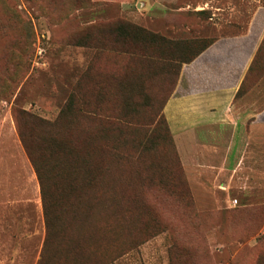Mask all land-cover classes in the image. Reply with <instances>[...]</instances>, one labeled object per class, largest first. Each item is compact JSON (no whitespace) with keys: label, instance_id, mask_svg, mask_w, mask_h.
I'll return each instance as SVG.
<instances>
[{"label":"rangeland","instance_id":"rangeland-1","mask_svg":"<svg viewBox=\"0 0 264 264\" xmlns=\"http://www.w3.org/2000/svg\"><path fill=\"white\" fill-rule=\"evenodd\" d=\"M261 7L0 0V264H264V144L252 177L195 195L160 117L180 60Z\"/></svg>","mask_w":264,"mask_h":264},{"label":"crops","instance_id":"crops-1","mask_svg":"<svg viewBox=\"0 0 264 264\" xmlns=\"http://www.w3.org/2000/svg\"><path fill=\"white\" fill-rule=\"evenodd\" d=\"M263 41L261 7L245 30L215 37L197 57L183 63L162 107L195 195L220 193V187L229 186L223 179L252 177L258 171L260 145L264 144V72L258 61L253 62ZM160 238L162 234L143 245L151 246ZM154 254H163L162 264H171L167 251Z\"/></svg>","mask_w":264,"mask_h":264},{"label":"trees","instance_id":"trees-1","mask_svg":"<svg viewBox=\"0 0 264 264\" xmlns=\"http://www.w3.org/2000/svg\"><path fill=\"white\" fill-rule=\"evenodd\" d=\"M138 30H142V29L138 28ZM135 37H137V35H135ZM213 40H214V38L211 39L209 42L205 43L201 48H199L197 51L193 52V53H192L191 55H189L187 58H185V59H181V60H180L181 62L179 63L180 65H179V68H178V72H177V74L179 73V70L181 69L183 63H186V62H190V61H192V60H193L195 57H197V56H198V55H199V54H200V53H201V52H202L207 46H209V44H211V43L213 42ZM189 48H190L189 45H184V47H182L183 53H185V51H189ZM256 61H258V64L256 63ZM254 64L259 65V67H260L259 70H261V73L264 72V41H263V43L261 44V46H260V48H259V54L257 55V58H255V61L253 62V65H254ZM176 79H177V76H176V78H175V82H176ZM175 82H174V85H175ZM174 85H173V87H174ZM173 87H172V89H173ZM172 89H171V91H172ZM170 93H171V92H170ZM170 93L166 96V98H165V100H164V102H163V105H164V103L166 102L167 98L169 97ZM163 105H162V107H163ZM161 110H162V108H161ZM160 117L163 118V122L165 123L166 127L168 128L167 123H166V121H165V118H164L162 112L160 113ZM157 123H158V120H157ZM157 123H156V124H157ZM168 130H169V128H168ZM169 132H170V131H169ZM170 135H171V133H170ZM23 138H24V137H22V140H23V143H24L25 149H26V151H27V153H28V155H29V157H30V159H31V161H32V163H33V165H34L35 171H36V173H37L38 180H39V182H40V186H41V195H42V200H43L44 212H45V215H46V220L48 221L49 205H48V202H47V199H46L47 193H46V188H45V181H46L45 171H44V169H43L42 164L37 160V158H36V154H35V151L32 150V149H30L29 145L25 143V141H24ZM171 142H172L173 150H174V152H175V158H176L175 160L179 163V165H180V167H181V164H180V162H179V160H178V157H177L176 150H175L174 145H173L172 137H171ZM181 170H182V167H181ZM182 173H184L183 170H182ZM168 223H169V222H168ZM155 224H158V222H155ZM159 224H160V222H159ZM158 226H160V225H158ZM162 232H164V231H162ZM169 254H170V253H169ZM180 257H181V256H180L179 252H175V253L173 254V256H172L173 259H178V260H179ZM169 258H170V256H169ZM169 260H170V263H171V264H176V262H175L174 260H173V261H172L171 259H169ZM177 262H178V261H177Z\"/></svg>","mask_w":264,"mask_h":264},{"label":"built area","instance_id":"built-area-1","mask_svg":"<svg viewBox=\"0 0 264 264\" xmlns=\"http://www.w3.org/2000/svg\"><path fill=\"white\" fill-rule=\"evenodd\" d=\"M236 202H237V200H236V199H234V200H233V204H236Z\"/></svg>","mask_w":264,"mask_h":264}]
</instances>
